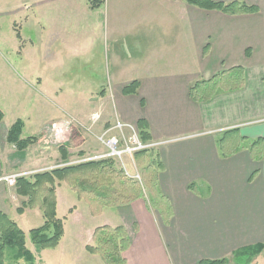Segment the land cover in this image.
Segmentation results:
<instances>
[{
	"label": "crops",
	"instance_id": "1",
	"mask_svg": "<svg viewBox=\"0 0 264 264\" xmlns=\"http://www.w3.org/2000/svg\"><path fill=\"white\" fill-rule=\"evenodd\" d=\"M211 1H242L259 12L229 16L183 0H100L94 8L88 0L33 2L43 8L34 15L43 36L44 96L58 99L66 90L49 76L61 66L58 58L65 48L82 69L75 82L99 90L101 124H130L150 142L161 143L155 148L163 167L158 187L172 208L169 224L144 199L114 208L110 216H117L118 223H106L128 232L127 264L222 259L236 264V251L264 247V158L254 161L248 151L254 141H264V0ZM233 67L244 69L242 89L219 92L201 103L190 99L193 83ZM133 82L136 92L125 95L124 87ZM228 131L233 132L224 134ZM6 134L7 128L0 130V179L30 173L34 155L29 157V148L18 153ZM233 143H239L236 150ZM59 185L56 215L63 220V236L58 246L41 260L36 257L43 253L28 238L26 247L36 264L98 263L85 246L100 226L84 230L82 221H70L82 207L65 204L62 209L59 191L66 184ZM23 201L15 187L0 181V212L28 233L44 220L37 208L18 213ZM67 211L69 216H59ZM257 259L264 260V250L255 264Z\"/></svg>",
	"mask_w": 264,
	"mask_h": 264
},
{
	"label": "trees",
	"instance_id": "2",
	"mask_svg": "<svg viewBox=\"0 0 264 264\" xmlns=\"http://www.w3.org/2000/svg\"><path fill=\"white\" fill-rule=\"evenodd\" d=\"M191 6L208 11H218L229 16L258 13V8L248 6L242 1L231 3L214 2L211 0H183ZM94 8L100 0H92ZM245 72L242 67L222 70L208 80H199L189 89L192 101L201 103L213 98L219 92H235L243 88ZM138 83L133 82L124 87L125 95L134 94ZM4 113L0 110V122ZM23 123L15 121L7 130L6 141L14 146L17 152L26 151L37 142V137L22 138ZM228 131L224 134L231 133ZM143 142L148 143L149 137L139 131ZM239 143H233V148ZM223 147H221L222 149ZM225 148V147H224ZM229 149V148H225ZM232 150V149H231ZM63 151V147L60 148ZM254 161L264 158V141L258 139L248 147ZM65 156V153H62ZM141 167L140 181L135 180L117 168L111 158L85 161L75 165L56 168L51 171L37 172L30 177L16 180V194L25 199L20 208H37L42 214L44 223L37 229L28 232L32 245L37 249H54L63 236V220L56 215V188L65 183L79 195L91 208L92 214L108 208L127 206L137 200L144 199L149 210L156 212L164 225H168L172 217L169 200L160 192L158 174L162 171V163L156 149L138 152L134 155ZM190 189L194 185L189 186ZM25 233L18 225L0 212V264H36L35 257L25 244ZM130 248L128 232L123 226H101L94 230L91 244L86 251L101 258L104 264H127L124 253ZM264 250L261 245L236 251L233 261L236 264H253L255 258ZM226 259L218 261H201L199 264H226Z\"/></svg>",
	"mask_w": 264,
	"mask_h": 264
},
{
	"label": "rangeland",
	"instance_id": "3",
	"mask_svg": "<svg viewBox=\"0 0 264 264\" xmlns=\"http://www.w3.org/2000/svg\"><path fill=\"white\" fill-rule=\"evenodd\" d=\"M91 1L88 0L90 8ZM33 2L35 0H0V110L5 116L0 124V130L5 128L8 130L15 121L20 120L23 123L22 138H38L36 144L29 147L28 155L29 157L34 155L36 163L27 177L37 172L79 164L81 160L97 154H105L106 150L98 142L97 136L108 125L101 124L103 122V107H100V101L96 100L101 97L99 90H90L91 83L86 85L82 82L81 84L75 82V77L78 78L80 75L81 67H79V61L71 57V53L65 48L62 49L58 58L61 66L55 68L49 76L55 77V79L57 77L59 82L61 81L62 88L66 90H64L63 96L58 99H48L44 96L43 86H41L43 81V52L41 49L43 36L42 29L37 26V19H35L37 16L34 15L42 12L43 8L39 6L40 4L37 5ZM28 36L33 40L34 47L28 43ZM21 64L25 67L22 70L19 68ZM94 86L98 87V85ZM103 86L104 88L108 87V85ZM66 111L69 112V115L64 114ZM80 113H84V115L78 116ZM92 114L100 115L99 121L94 125H91L90 121ZM58 118L75 120L73 133L64 144L51 143L45 137L47 127L52 122L61 120ZM61 147L64 152L60 151ZM62 153H65V156H62ZM114 162L117 168L125 167L132 175L138 174L141 177V167L134 155L124 158L122 161L114 160ZM59 193L61 203H64L61 206L62 209L66 206L65 204L76 205L78 209L82 207L83 210L81 209L77 215L71 217L70 221H82L84 230L93 228V226H105L106 223L117 224L119 221L117 216H110V213H115L114 208L103 210L99 215L92 214L90 206L67 185H62ZM60 213L59 216L62 214L69 216L68 211ZM156 215L158 216L157 213ZM66 229L68 232L71 231L69 228ZM25 236V244L28 246V233H25ZM38 250H40V254L43 253L41 257H36L38 260H41L44 255L50 256L53 251L52 249ZM97 259L98 263L93 262L92 264H104L101 258ZM257 262L264 264V260L257 259Z\"/></svg>",
	"mask_w": 264,
	"mask_h": 264
},
{
	"label": "built area",
	"instance_id": "4",
	"mask_svg": "<svg viewBox=\"0 0 264 264\" xmlns=\"http://www.w3.org/2000/svg\"><path fill=\"white\" fill-rule=\"evenodd\" d=\"M100 119L99 114H92L90 117L91 125L97 123ZM74 119L64 118L59 121L52 122L46 129V138L52 143L64 144L68 141L73 133ZM98 142L103 145L105 154H97L92 157L85 158L81 162L111 158L113 160L122 161L124 158L133 157L138 152L157 148L161 143L148 142L145 143L140 137V133L135 126L130 124L116 122L105 127L97 136ZM123 171L129 177L140 181V176L132 175L128 169L123 167ZM31 173V172H30ZM30 173H17L6 176L0 181L9 186H15L16 180L20 177H27Z\"/></svg>",
	"mask_w": 264,
	"mask_h": 264
}]
</instances>
